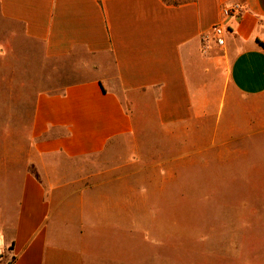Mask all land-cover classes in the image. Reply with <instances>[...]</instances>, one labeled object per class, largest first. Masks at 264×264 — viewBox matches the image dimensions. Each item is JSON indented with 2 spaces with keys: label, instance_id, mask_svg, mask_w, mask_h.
I'll return each instance as SVG.
<instances>
[{
  "label": "crops",
  "instance_id": "obj_1",
  "mask_svg": "<svg viewBox=\"0 0 264 264\" xmlns=\"http://www.w3.org/2000/svg\"><path fill=\"white\" fill-rule=\"evenodd\" d=\"M0 19L71 65L55 70L71 82L37 93L21 151L0 147V264H115L120 200L54 175L130 139L147 115L181 144L264 133V0H0Z\"/></svg>",
  "mask_w": 264,
  "mask_h": 264
},
{
  "label": "rangeland",
  "instance_id": "obj_2",
  "mask_svg": "<svg viewBox=\"0 0 264 264\" xmlns=\"http://www.w3.org/2000/svg\"><path fill=\"white\" fill-rule=\"evenodd\" d=\"M9 27L0 19V137L13 144L0 147L16 154L37 93L71 82L55 71L71 65L46 60L39 45L13 39ZM249 131L216 144H181L173 138L181 131L156 127L147 115L130 139L102 155L59 163L54 179L90 185L94 201L120 200L119 216L105 215L117 217L116 239L108 240L115 264H264V133Z\"/></svg>",
  "mask_w": 264,
  "mask_h": 264
},
{
  "label": "built area",
  "instance_id": "obj_3",
  "mask_svg": "<svg viewBox=\"0 0 264 264\" xmlns=\"http://www.w3.org/2000/svg\"><path fill=\"white\" fill-rule=\"evenodd\" d=\"M233 11L240 14L242 11V7L238 4H235L232 8H225L222 11V16L225 18L230 17L233 14ZM213 30L215 32L216 39H221L220 27H215Z\"/></svg>",
  "mask_w": 264,
  "mask_h": 264
},
{
  "label": "trees",
  "instance_id": "obj_4",
  "mask_svg": "<svg viewBox=\"0 0 264 264\" xmlns=\"http://www.w3.org/2000/svg\"><path fill=\"white\" fill-rule=\"evenodd\" d=\"M0 257H1V255H0Z\"/></svg>",
  "mask_w": 264,
  "mask_h": 264
}]
</instances>
